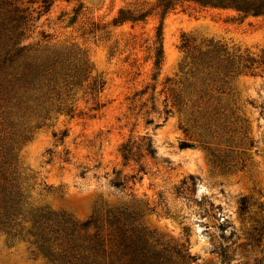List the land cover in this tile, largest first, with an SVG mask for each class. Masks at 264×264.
<instances>
[{
    "label": "rangeland",
    "instance_id": "374dc122",
    "mask_svg": "<svg viewBox=\"0 0 264 264\" xmlns=\"http://www.w3.org/2000/svg\"><path fill=\"white\" fill-rule=\"evenodd\" d=\"M44 1L0 0V22L14 9L32 19L22 45L49 66L18 89L1 32L0 158L26 221L99 220L82 233L92 264H136L108 224L119 212L127 239L146 242L145 264H264V16L187 0H46L45 12ZM122 10L145 17L116 25ZM0 264L59 263L0 234Z\"/></svg>",
    "mask_w": 264,
    "mask_h": 264
},
{
    "label": "trees",
    "instance_id": "16d2710c",
    "mask_svg": "<svg viewBox=\"0 0 264 264\" xmlns=\"http://www.w3.org/2000/svg\"><path fill=\"white\" fill-rule=\"evenodd\" d=\"M199 4L202 7H211L215 9L232 10L244 17H262L264 16V0H187ZM45 12L48 11V1H44ZM171 2L161 0L160 7L168 9ZM7 15L2 17L0 22V34L8 35L13 47L6 54L3 64L10 66H18V71L13 75L15 85L20 90H32L39 85L40 80L46 77L49 72V66L41 64L38 61L31 60L28 56L29 47L22 45V37L29 22L32 20L18 9L8 10ZM40 17V16H39ZM144 14L135 15L130 10H122L118 18L115 20L116 25H123L127 22H137L143 20ZM3 34H2V33ZM8 33V34H7ZM182 48H186L189 44L188 39H183ZM208 47L210 53L215 55L225 51L224 47L219 43L209 42ZM163 61L162 47L156 50L155 65L159 66ZM13 71H16L13 69ZM246 135V131L244 132ZM247 137V136H244ZM140 147L144 149L147 155H153L154 150L152 142L149 138ZM227 142L233 143V137ZM252 145V143H251ZM182 147H190L188 143H182ZM122 155L126 161L132 159L136 153L133 152V146L128 143L122 148ZM11 164L0 158V234L12 236L13 238L23 239L35 245L40 253L50 258L52 262L59 264H92L90 262L91 255H87L88 251L93 253L94 248L91 245H85L86 242L82 238H87V231L91 226L98 228L99 220L93 222L88 220L79 223L72 218L51 211H40L31 216L26 221L21 208L22 194L19 186L10 172ZM136 180V179H134ZM122 183H116V186H122ZM124 212L114 215L111 218L108 213V224L116 226L119 233L120 245L124 246L126 251H132L136 257V264H145L148 260L146 253V242L139 235L133 237L126 236L127 229L122 223ZM131 217V214L128 215ZM127 220V219H126ZM31 222L30 227H26L24 223ZM123 224V225H122ZM122 225V227H121ZM84 233V237L82 236ZM130 251V252H131ZM138 261V262H137Z\"/></svg>",
    "mask_w": 264,
    "mask_h": 264
}]
</instances>
